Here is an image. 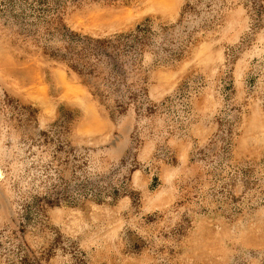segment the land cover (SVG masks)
<instances>
[{
    "label": "rangeland",
    "instance_id": "obj_1",
    "mask_svg": "<svg viewBox=\"0 0 264 264\" xmlns=\"http://www.w3.org/2000/svg\"><path fill=\"white\" fill-rule=\"evenodd\" d=\"M0 264H264V0H0Z\"/></svg>",
    "mask_w": 264,
    "mask_h": 264
},
{
    "label": "trees",
    "instance_id": "obj_2",
    "mask_svg": "<svg viewBox=\"0 0 264 264\" xmlns=\"http://www.w3.org/2000/svg\"><path fill=\"white\" fill-rule=\"evenodd\" d=\"M142 40L137 34H119L113 38L96 39L92 41V48L94 50V62L85 63L82 60L80 68L77 64H69V66L82 74L85 77L96 78L99 77L101 72L97 71L98 63L105 62L109 66V71L106 79L114 78L118 79V82H122L125 76L128 74L127 70H123L124 66L133 64L134 60H131V52L136 55L142 47Z\"/></svg>",
    "mask_w": 264,
    "mask_h": 264
}]
</instances>
